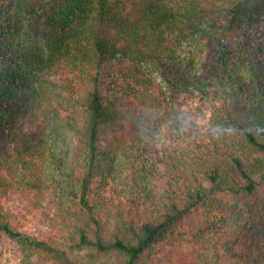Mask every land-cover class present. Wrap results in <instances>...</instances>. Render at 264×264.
I'll return each mask as SVG.
<instances>
[{
    "label": "trees",
    "instance_id": "1",
    "mask_svg": "<svg viewBox=\"0 0 264 264\" xmlns=\"http://www.w3.org/2000/svg\"><path fill=\"white\" fill-rule=\"evenodd\" d=\"M211 47L210 116L155 197L138 111L169 121ZM0 233L21 264H264V0H0Z\"/></svg>",
    "mask_w": 264,
    "mask_h": 264
},
{
    "label": "rangeland",
    "instance_id": "2",
    "mask_svg": "<svg viewBox=\"0 0 264 264\" xmlns=\"http://www.w3.org/2000/svg\"><path fill=\"white\" fill-rule=\"evenodd\" d=\"M214 48L211 47L207 52L204 53L202 60L197 68V76L200 80L205 81L202 91H190L185 94L182 98L176 100L173 103V110L169 123L171 122L172 116L175 113H183L186 119L189 121V127L183 136H176L169 132L166 135L165 142L160 145H154L151 143L144 142L142 154L149 160V163H153L155 166V178L153 180L152 190L153 195L157 197L164 192L166 188V182L169 179L168 168L166 164L167 157L173 150L183 151L186 150L197 131L202 130L210 116L211 105L214 104V96L217 91L216 81L211 76V66L213 64ZM121 66L118 61H110L101 70L100 85L103 90L106 91L107 95L118 102H125L126 98L123 92V87L120 80L119 71ZM155 82H159V78L153 74ZM139 116L146 114L145 109H139ZM199 114L203 117L200 122H196L194 117ZM141 151L133 152L130 157L125 161L126 164L133 165V168L123 166V171L116 177L113 183L109 186L116 188L126 195L130 186L122 187L124 180L127 178V182L130 181V176L134 169L140 168L142 164ZM56 188L52 189L51 193L46 195L45 204L50 201L53 194L56 192ZM125 190V191H124ZM130 197V195H128ZM4 206L7 211L11 213H23V208L19 204L15 197H11L8 201H4ZM229 207H233L230 205ZM232 222V219H222L220 216L213 219V224L219 231L226 232L227 226ZM22 231L25 233H36L37 231H43V228L36 229L34 225L28 224ZM22 253L18 245L9 240L3 234L0 233V264H21ZM98 263V262H97Z\"/></svg>",
    "mask_w": 264,
    "mask_h": 264
},
{
    "label": "clouds",
    "instance_id": "3",
    "mask_svg": "<svg viewBox=\"0 0 264 264\" xmlns=\"http://www.w3.org/2000/svg\"><path fill=\"white\" fill-rule=\"evenodd\" d=\"M158 115L144 114L138 119L143 121L144 124L141 127V139L147 143L154 145H160L165 142L166 135L171 132V134L176 136H183L189 127V121L186 119L183 113H175L172 116L171 122L166 121L160 126L159 129L148 126V122L151 121L155 123L158 119ZM194 119L196 122H200L203 117L197 114Z\"/></svg>",
    "mask_w": 264,
    "mask_h": 264
}]
</instances>
